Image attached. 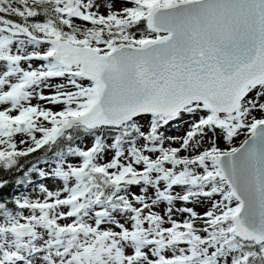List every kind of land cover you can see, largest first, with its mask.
<instances>
[{"label":"snow or ice","instance_id":"obj_1","mask_svg":"<svg viewBox=\"0 0 264 264\" xmlns=\"http://www.w3.org/2000/svg\"><path fill=\"white\" fill-rule=\"evenodd\" d=\"M0 264H264V0H0Z\"/></svg>","mask_w":264,"mask_h":264},{"label":"trees","instance_id":"obj_2","mask_svg":"<svg viewBox=\"0 0 264 264\" xmlns=\"http://www.w3.org/2000/svg\"><path fill=\"white\" fill-rule=\"evenodd\" d=\"M9 191H11V190H9Z\"/></svg>","mask_w":264,"mask_h":264}]
</instances>
